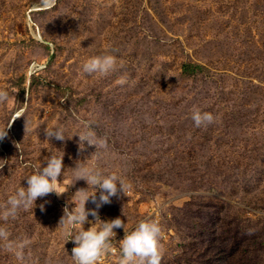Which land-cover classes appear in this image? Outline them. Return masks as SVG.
I'll use <instances>...</instances> for the list:
<instances>
[{"label": "rangeland", "instance_id": "374dc122", "mask_svg": "<svg viewBox=\"0 0 264 264\" xmlns=\"http://www.w3.org/2000/svg\"><path fill=\"white\" fill-rule=\"evenodd\" d=\"M104 55L124 67L83 73ZM182 65L199 69L181 78ZM0 89L12 96L0 104V127L11 123L0 141V227L13 244L30 240L23 264H74L59 221L85 181L15 219L2 214L45 158L64 153L61 190L75 163L92 162L94 146L78 151L81 121L107 138L98 166L130 185L98 210L124 222L116 233L158 220L161 264H264V0H0ZM195 109L214 121L196 127ZM57 126L68 138L48 141ZM186 163L198 166L191 177ZM15 250L0 240V264H21Z\"/></svg>", "mask_w": 264, "mask_h": 264}, {"label": "clouds", "instance_id": "9594fccd", "mask_svg": "<svg viewBox=\"0 0 264 264\" xmlns=\"http://www.w3.org/2000/svg\"><path fill=\"white\" fill-rule=\"evenodd\" d=\"M124 67L122 61L113 55L96 56L88 59L82 66L83 73L87 75H96L98 77H108L119 72ZM119 86L129 83L127 75H120L115 81ZM12 96L6 89H0V104L6 103ZM192 120L196 127L207 126L214 121V117L209 112H202L195 109L192 112ZM83 131L78 135V151L83 152L87 146H94L93 158L91 163H75L71 168L74 180L64 185L60 189L65 166L63 164L64 153L45 158L46 166L40 167L34 174L27 176V187H18L13 195L7 200V206L2 214L6 221L9 218L15 219L19 211L31 210L36 206L38 198L46 197L55 193L60 196L67 191L69 185L78 180H83L87 184L86 189H79L74 194L72 201L74 207L69 210L63 209V215L60 218L59 225L64 227L65 234L75 243L72 248V259L74 264H99L101 257L106 255L113 248V241L116 236L114 229L124 228V222L119 218L110 221H102L99 218L98 210L106 204L111 203V198L119 196L125 189L130 187L115 173L105 175L98 166V162L103 159L108 149L106 137L98 136L90 122L81 121ZM11 123L0 127V141H3L8 135V129ZM65 128L57 126L53 129L45 130V137L48 141L55 139L64 142L66 138ZM73 136V135H72ZM71 136V137H72ZM70 139V138H69ZM4 164H0L3 167ZM89 188L94 189L91 193ZM97 192L99 196L97 197ZM78 201V203H76ZM91 202L94 208L87 209L86 203ZM41 211H44V205H40ZM95 218V223L90 228L84 230L85 223H91L88 217ZM78 226V227H77ZM75 229V232L73 230ZM10 233L6 228L0 227V240L6 242V247L10 250L15 248V255L23 264L24 248L30 244V240L25 239L18 244L8 240ZM162 229L156 221H141L134 231L124 235L121 240V258L119 264H161L163 251L160 243ZM66 240V241H68Z\"/></svg>", "mask_w": 264, "mask_h": 264}, {"label": "trees", "instance_id": "16d2710c", "mask_svg": "<svg viewBox=\"0 0 264 264\" xmlns=\"http://www.w3.org/2000/svg\"><path fill=\"white\" fill-rule=\"evenodd\" d=\"M199 67L197 66H193V65H182L180 67V77H187L189 78L190 76H192L194 74V72L196 70H198ZM197 164H182L180 165V168L184 169L183 171H185V173H189L190 174L197 168ZM191 177V176H190ZM187 260V264H192L191 260L185 259ZM179 264H181L180 262H178ZM248 264V263H247Z\"/></svg>", "mask_w": 264, "mask_h": 264}, {"label": "built area", "instance_id": "2783aa9c", "mask_svg": "<svg viewBox=\"0 0 264 264\" xmlns=\"http://www.w3.org/2000/svg\"><path fill=\"white\" fill-rule=\"evenodd\" d=\"M158 220H156L157 222ZM124 238V234L116 233L113 241V248L103 257L99 264H109L112 259H115L121 254V240ZM76 246V245H75Z\"/></svg>", "mask_w": 264, "mask_h": 264}]
</instances>
